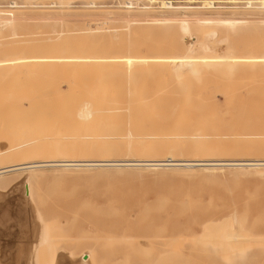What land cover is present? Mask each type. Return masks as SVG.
<instances>
[{"label":"rangeland","instance_id":"1","mask_svg":"<svg viewBox=\"0 0 264 264\" xmlns=\"http://www.w3.org/2000/svg\"><path fill=\"white\" fill-rule=\"evenodd\" d=\"M4 1L6 0H0L1 16L7 15L6 12L11 10L10 8L5 6L6 3H4ZM29 1H33V2L38 1L39 3L42 2V0H29ZM49 1L50 0H47V2ZM58 1L62 2L63 0H58ZM95 1L99 3V5L101 6L87 7L85 6V3L82 4L83 2H85L84 0L81 1L65 0L64 2H66L65 5L66 7L64 6L65 4L64 2H62L63 3V5L61 4L62 6L47 4L49 6L39 7L36 5L32 7L31 6L19 7V9L15 8L13 12L16 14V17H19L18 15H21L20 17L21 19L19 18V19L11 20L12 18H10L7 20L8 22L6 21L0 23V37L5 38L4 40L0 39V45H1L0 49L2 48L0 50L1 53L0 54V128H1L0 147L2 148H0V150H2L3 153L4 150L6 149L4 147L13 146V144L15 143L14 138L15 136H17L16 134L20 132L19 134H22V136L18 134L16 138H25L30 141L32 139H36L34 140V142H32L31 146L34 148L39 146V148H41V151L37 153L38 156L35 157L32 156V158L50 159V157L52 156L59 158L60 154L63 155L64 152L59 154L56 153V152H62V151H57L56 150L57 147L62 148V146L72 145V142L68 140L69 142H71V144H69L66 139L61 137L59 138V141H62L61 139H64L66 140L65 142H67L68 144L64 143L63 140L61 143L62 145L60 144L61 146H59L58 143L60 142L57 143L58 138L56 137L55 138L57 140H54V138H49V137L45 138L47 140H45L44 137H42L43 139L41 140V136L38 135L39 133H36V131L28 129L29 127L28 122L32 121L33 119L35 120L36 119L35 116H39L43 114L52 115L56 113H58V115L61 116L65 115V117L63 116V119L65 118L64 119L65 122L68 121V119L69 121H72V117L76 112L77 108H79V106L89 105L88 108L91 106L94 107L93 110L92 109L90 110V112L94 113L93 114L94 117L97 116L96 119H98L99 117L98 114H101L100 115L101 118L102 116H105L103 118L105 121H109L110 119L108 118H112V116L116 118L117 121H119V119L115 117L116 114L119 113L120 114V115L118 114L120 116L119 118H121L122 121L124 122L123 123L121 121L119 123H115L111 125L112 127L107 126V128H105L103 131L101 129H103L104 126L100 127L101 128L100 130L102 132H107V134L105 135L108 136L111 135V137L110 136L108 137L110 139L107 138V140H103L105 144L109 140L108 147H111L110 151L111 149L112 151L111 152L109 151L110 153H108L109 154L108 156L111 158L126 157L132 155V153L135 152L136 150H139L141 152L140 154L142 155L143 153L146 154V152L149 151L147 152L148 154H151L155 157L164 158L166 155L170 153L171 150V152H173L174 155L176 156L178 155L179 157L184 156L185 158L187 157L190 158L193 156V154L192 155L189 154L190 152L192 153L197 152L196 153L197 156L202 155L200 157H206V158H222V159L262 158L263 159L264 157V26L263 25L254 24L253 26L254 28H252V30L247 31L240 39L236 38L235 41H232L233 43L232 46L236 50V52L234 53L235 54L234 57L237 60L236 61L237 65L240 66L241 68L242 67L244 68V66L250 64L253 70H239L235 72L229 71L228 69L223 70L224 66L221 69L220 63L214 60L212 51L210 49L204 50L199 48L196 51V53L193 54L194 56H196V62L198 66V70L194 72L187 73V71L186 72L183 71V73L181 72L182 73L181 75L179 73L180 76L179 75L175 76L173 74V71H171L170 73L157 71V73L156 72H153V74L148 73V75L142 72L143 75L142 76L139 75L140 76L139 77L138 76L139 73H136L135 70L139 72L138 60H140V58L147 57L148 59L151 60L152 58H156L161 55L170 58L176 54V50H177L176 48L175 50L174 47H172V49L170 50L168 47L169 37L167 35H166L168 41L166 42L168 44V46H166L167 48L165 47V45H163L164 43L161 44L159 43L160 42L159 40L161 39L159 37H158L159 42L157 46L160 44L161 47L158 48L157 46L154 47V45H151V44L156 45L157 43L156 33H158V35L160 34L161 27H156V26L135 27V30L130 35H128L129 37V38L127 37L128 41L131 39V41L133 42L132 39H134V42L135 41L140 42L141 46H143L141 41L145 44L149 42L150 37L152 38L154 37L153 39L155 41L149 43L150 45L147 44L149 50L148 53L143 52L144 51L143 48L140 49L139 47L140 45H138L139 43H137L139 47V49H137V45H134L132 42H129L132 43L131 46L132 48L135 46L136 50H139V52L137 53L136 50L132 52H128L132 48L129 46L128 41L125 40L127 34L122 31L116 34L117 37L114 36L116 38L111 36L113 38L111 39L110 37L111 40L107 39V37L93 39L87 34H78L74 31L75 33H66L60 38V40L48 42L45 39V36L51 34L49 32L50 31L49 28H52L51 27L52 24L46 23L47 24L46 25L42 21L43 25L45 26L49 25V28L47 27L46 29V27L42 26L41 21H39V19H37L36 17H34V19L32 17L31 19L27 17V16H32V15L35 16L45 13L51 14L52 12H53L52 14L54 13L71 14L62 18L63 20L61 21L62 22L66 21V22L62 23L60 21L59 23H56V25L53 24L54 26H56V28H66L68 32L72 29L74 30V28H77L79 26L81 27L82 25H84V23L87 22L86 18L88 16L85 17L87 14H91V16L94 17H100L102 14L106 12H110L111 14L119 13L120 15L121 13L123 14V11L126 14L128 12L126 11L127 8H117L113 6L110 2L111 0H95ZM192 1H196V0H192ZM214 1H215L214 8H211V10L213 9L216 11L213 10L211 11L209 8V10L200 9L198 12L200 13H208V11L214 13L222 12L221 14H231L237 12L235 14L245 15L247 17H249L250 15L249 18H258L262 16L264 17V13H261L263 12V10L261 11L259 8H257V6L255 5L253 6V4L257 5V1L252 0V6L250 8L246 7L244 3L245 0L242 1L214 0ZM199 5L200 3H197L196 5L193 6H199ZM218 6L220 7L219 9L216 8ZM255 8L261 11L260 13L259 11H257L258 14L255 15L256 17L253 16L254 15L253 12L254 11L256 12ZM221 10H223L224 12ZM154 11L157 14V10H153V9H149L148 14L154 15L155 14ZM248 11L250 12L253 11V12L250 13ZM95 13L97 14L101 13V14L96 15ZM128 13H132V11H129ZM133 13H135V15L138 17H144L143 15H141V12L139 11H134ZM260 14L263 15L260 16ZM25 30L29 31V33L32 32V35H29V33H27L26 35L28 36L24 34L25 35L24 37L22 33L24 32L26 33ZM12 31L20 35L10 37L9 34ZM149 31H151L152 33L149 34L148 33ZM164 31L163 33H165ZM198 33H200V31ZM74 34L75 36H73ZM120 34L121 36H119ZM148 35H150L148 38L149 40L146 39ZM6 36H9L8 37L9 39L10 38L14 39V41L11 40L12 43H14L15 41L20 42L18 44H20L21 47L16 42L13 45ZM198 36H201V34H199ZM73 37L75 39H72L71 41V38ZM77 37L78 39H76ZM87 37L89 38V40H87L88 39ZM119 37H121L120 40L122 41H123L122 37L125 38L124 41L121 42L122 43L121 46L123 45L124 42L128 43V45L126 44L127 47L128 46L130 47V49L128 48V51L126 50L127 47H125L126 46L125 43H124L125 45L124 47H121L119 44H115V46L113 45L115 41L116 42L119 41L120 43V40H117L119 39ZM90 38L93 39L92 40L93 44L96 43L97 45L98 42L99 44L96 46V48L91 49L95 45L89 43L91 44L89 47L91 46L92 47L89 48L87 51L88 52L91 51L89 52L90 54L94 50L93 53L94 55L92 56L90 55L87 58H89L90 60L95 59L93 60L94 62L96 61L99 62V63H93V65L101 64L102 66L95 65V67L97 69L98 68L100 69L101 66V72L103 70V73L98 72L99 69L97 70V72L95 71V73L92 72L87 74L86 73L73 74L72 72H68V73L61 72L60 74V72L55 73L54 71L50 72L49 70H44L45 72L44 73L41 72L43 71L42 69L41 71L38 70L33 73L30 72L27 73L24 70L22 71L16 70V66L17 67L25 66L24 61L26 58L29 60L37 59L39 60V62H43L42 60H46L49 58L54 60L56 58L53 57L54 55L56 56L59 55L60 52H62L61 50L65 51L64 46L66 47L68 45L67 43L71 45V48L73 50H71V48L68 49L67 47L66 49L68 50H66L65 52L67 53L70 50L69 51L70 53L72 52L73 55L74 54L76 55V49H78L77 44H79V49L85 46L83 44L84 46L82 45L81 47L80 40L82 39L83 43L84 41H86L87 45H89L88 42L89 41L91 42ZM144 38L146 39L147 42H145ZM152 38L150 41H152ZM163 38L161 40H163ZM98 39L101 40L104 39L105 41L104 40L103 42L100 40L98 41ZM74 40L75 43L73 45ZM108 40L110 41L108 42ZM187 40L194 41V38L189 39L188 37ZM24 41L25 42L28 41V43L25 44ZM165 41L166 39L162 42ZM5 43L6 45H8L9 43V47L11 48H9L6 45L5 47L4 46L2 47V45ZM10 43L12 45H10ZM118 45L121 48H119ZM59 47H61L62 49ZM85 48L86 47H84V49ZM79 49L77 51H80ZM86 49L85 50L82 49L81 54L84 55L83 52L84 51L86 52ZM115 49H117V51ZM118 49L121 50L118 51ZM64 51L63 53L60 54L61 56L66 54ZM126 51L128 52L127 55L129 53L132 55H128L127 57ZM142 53L145 54L143 55ZM45 54L46 55L48 54L47 55L48 58L45 56ZM77 55L79 56V54ZM64 56H67V54ZM78 56L76 58L79 57L81 58V55L79 57ZM75 57H71V58H75ZM130 58L131 59L135 58V60L132 61ZM11 60H13V62ZM136 62L138 64L137 69L135 68L136 66L131 67ZM8 63L10 65L12 64L11 66H13V64L15 66L16 64L15 68L14 67L11 68L10 65L8 66ZM105 65H107L108 69H110L111 66L114 68L122 67L123 68L122 71H125L126 69L130 70L129 67H131V72L133 73V75L131 73L132 77L130 78L124 77L123 74H126L125 76H129L128 74H130V72L125 71L127 73L122 72L123 73L122 74L121 71L118 72L116 70L117 72H115L113 69L112 70L114 73L112 72V70H110L112 72L111 73L108 72L106 69H105L106 72L104 73ZM7 67L8 68L10 67L9 69L11 70H6L8 69ZM2 69L6 71L3 72ZM118 73L119 74L121 73L120 75L123 76L121 77L118 76L119 75ZM101 74L104 75L101 76ZM136 74L138 77L137 76L134 77V75ZM149 74L151 75L149 76ZM4 98L5 100H7L6 102L5 100H2ZM8 101H12V102L7 103ZM148 104L150 108L152 107L149 110H147L148 108L146 109V106H148ZM170 104L171 106H174L175 109L172 107L169 108ZM113 105L118 106L120 110L121 109L128 110L129 108L128 107H127L128 109L126 108L127 105L130 106V108H133L134 111H130V113L132 115L135 112V117L133 116L135 119L134 122L129 124L127 123L128 124L127 125L126 120L127 118L130 117V116L129 117L126 116V114L128 115V111H123V110L114 111L113 108L118 110V107L116 108V106ZM141 105L143 108L147 110L146 112L145 110L144 112L139 111L140 109H142ZM61 108L63 109V112L61 111L62 110ZM106 108L107 109L110 108L109 110H111L112 108V111H110L111 114L110 112H106L107 111ZM97 109L104 111L105 114L101 113ZM41 111L43 114H40ZM54 111H58V112H54ZM69 112L72 116L70 114L66 115ZM123 113L126 114L123 115ZM139 113H146L150 115L172 114L171 122L175 125L176 128L182 127L183 125H187L189 122L190 123L203 122L204 126H193L191 128L189 133L190 134L189 138L191 140L197 141L198 143L201 142L200 144H198L200 148L202 147V145L204 146L202 147V149H199V152L198 149L193 150L194 151L193 152L192 149H194L195 146L199 148V146L198 145L192 146L194 144L191 143V141H180V140L172 141V139H170L169 141L168 139L169 141L168 143L169 145H168L167 142H162L164 141L163 139L165 138H161V136L159 135L160 137H156L155 139V140L161 139V141L159 142L157 141L158 143L154 139H147L149 147L153 146V149L156 150L154 151L152 149L153 151L151 152V150H149V147L145 146L147 145V141L142 137L143 129L141 128V123L140 124L138 123V121L141 120L137 119ZM106 114H110L111 117L109 115H107L108 117H106ZM180 114H182V116L188 115L186 116L188 118L178 117ZM132 124L133 127L131 126ZM134 127L137 129H135ZM151 127L154 126L151 125ZM17 129L20 130L17 131ZM130 130H131L130 132L131 136H128L126 133ZM119 133H121V136ZM116 134L119 135L117 136L118 138L116 137ZM113 135H115V137ZM124 135H126L127 137ZM38 136L40 137V139L38 138ZM120 137L121 139H119ZM48 138L50 140H48ZM114 140L117 141L115 142ZM127 140L130 141V145H131L130 146L131 148L129 147V151L133 149L132 150L133 152L131 151V154L126 146V144L129 145L128 144L129 142ZM103 141H101L102 144H104ZM126 141L128 143H126ZM149 141L151 142V144ZM142 142L145 145H143ZM158 146L160 147L158 148ZM168 146L170 147L168 148ZM190 146L192 149L189 148ZM134 148H136V150H134ZM155 148H157L158 150ZM185 148H187L186 149L187 151L185 150L184 152L183 150L184 154L182 155L181 153L183 152L180 153V150L182 151V149ZM43 149L45 150V152L48 151L44 154V156L43 154H41V152H43L42 151ZM51 149H53V151L55 149V152H53L54 155H52ZM114 149L116 150L119 149V152ZM125 150H127L128 152L127 151L125 152ZM2 151L0 153L1 156H3ZM106 152L107 151L101 153L102 156H105L104 154L107 155ZM113 152L114 155L112 154ZM116 152H118L119 156L116 155ZM136 152L137 155H139L138 151ZM7 153L10 154L9 151ZM7 153L6 156H8ZM49 153H51L49 155L50 157L47 155ZM64 155H66V153ZM67 155L69 156L73 155V152L72 154L67 153ZM11 157L9 158L12 161ZM23 157H24L23 159L26 158V156L24 155ZM9 158L6 157L5 160L6 162L11 163ZM13 158H17V157L13 156ZM5 160L1 159L0 162L2 161L3 163L4 161L5 163ZM12 163H14V161H12ZM114 168L117 169V167L115 166H110V168L109 166L93 167V168H86L87 169L86 172V169L61 170V168L58 166L38 167L33 172L36 171V174L43 173L42 174L43 176H40L41 174H39L36 175L37 179H35L36 177L35 178L33 177L32 178L33 182L31 180L32 189L33 187H35V185L33 184L35 181L37 185L36 187L37 191L33 189L34 191L33 198H30L32 202L29 199L27 200V198H23L22 195L23 191L21 190V188L23 189L22 179L26 177L23 174H26L25 172L27 170L10 171L2 174L0 176L1 180L3 179L0 182V264H36V263L44 264L43 262L49 259L51 264H70L71 260L73 264H78L77 262L80 261L81 259H85V261H87V262L84 261L83 262L84 264H159V263L160 264H182V263L183 264H264V236H263L264 232L258 233V230L264 227V223H262L264 221V217L262 220L264 209L263 210L261 209V207L264 208V201H263L264 174H262L263 172L259 171L260 172L259 173L258 171L255 172L249 171V173L245 174L247 171L246 172L244 170L236 171L237 169L235 167L228 166L227 168L223 167L217 170L216 172H214L212 175H209L206 171L203 170L198 171L199 166H193L192 171L194 170V172L191 171L189 173H186L185 175L187 176V174L190 175L191 173L194 176V174H196L197 172V174L195 175L196 177L194 176L190 178L192 175H190V177H188L189 176L188 175L187 179L188 178L189 179L187 180L182 172L183 170L186 169L183 166L182 167L178 166L177 168H169V169L167 167L164 168L160 167L154 170L149 169V171L147 169L146 172H143L145 170L144 168H140L137 166H132V167L124 166L117 169L119 172L122 171L117 174H116L117 170L115 172ZM232 168L235 170H233ZM159 169H163V170L160 171ZM136 170H140V171H136ZM58 171L60 174H58ZM256 172H258L260 176ZM71 173L75 175H72ZM243 174L245 175L243 176ZM26 175H28V173ZM204 181L206 183L208 181L209 182L208 184H205ZM211 181L215 183L213 184ZM234 181L237 183L235 184ZM210 182L212 183L211 185ZM10 183H14V184H10ZM16 184L19 186H17ZM215 184L217 185V187L215 186ZM13 185L14 186L16 185L17 187H14ZM219 185L223 187H220ZM233 185L234 187L235 186L238 187L234 188ZM176 187L178 190L176 189ZM15 188L16 190L14 191L15 192L17 191L16 193L12 191ZM72 188H74V190ZM70 189H72L73 192H69ZM226 189L227 190L230 189V191L228 192L229 193L232 192L231 195L227 194L228 192ZM254 191L256 192L253 193ZM11 192H14L15 195L14 193L11 194ZM35 192H37V194ZM62 193L64 195H62ZM65 193L68 195V197L66 196ZM186 194L189 196V199L193 201L196 199L198 200L196 201L197 203L199 202V205L201 207L200 209L202 211L201 210H198L197 212L186 211L183 213L178 212L180 205L178 202L175 201V198L177 197L176 200L181 199L185 203L189 202V199ZM247 195L248 196L250 195L251 196L250 198L252 197L253 198L249 199ZM18 196H20L21 198H19ZM16 197H18L21 200L15 199ZM163 197H166L167 201L166 202L164 201V203L159 202L158 200L161 198L160 200L162 201ZM245 199L248 201H246ZM207 200L209 203L207 202ZM249 201H251L252 203ZM107 202L111 204L112 208L110 207V204H108ZM205 202H207L211 206L207 205L208 206L207 207ZM113 203L114 205H112ZM156 203L157 205L155 206ZM158 203L160 204L162 203L161 204L162 208L157 207ZM105 204H108L109 207ZM243 204H245L246 206H244ZM260 204L263 205L259 206ZM137 205H140L141 208H143L144 206L145 207L149 206L152 212L148 211L147 213L148 215H146L145 212L139 214ZM130 207H133L132 210L134 212V216L131 217V219L133 220L143 219L144 221H148L152 214L158 215L161 219L159 221L160 224L165 226L164 227L165 234H162L161 236L158 235L157 238L154 236H150L146 238L141 233L132 231V232L122 233L124 234L125 237L121 238L122 236L120 237L121 235L120 233L118 234L109 233L108 231L105 230L109 218H107L104 215L103 211H108L107 208L129 209ZM206 207H207V211H204V208L206 209ZM248 207H250V209ZM259 207L262 210V211L260 210V212H258L257 210V208L259 209ZM234 208L236 210L238 209L237 211H235L237 213L236 216L238 218L241 217L242 219L245 218L243 222V226L246 232L248 233L247 234L248 237L246 236V234L243 235L242 237L245 240V241L243 240L244 242L242 240H239L238 241L239 243L236 242L237 245H235V242L233 243L236 249L239 246L238 244L244 243L243 246H241L242 244H240L241 250L237 249L238 251H236V249L230 248L232 247L231 246L232 244H230L232 243V241L230 242V238H228L229 244H227V246L230 247L228 248L227 246H225L226 242L228 241L226 237L228 236H223L222 241L223 242L225 241L224 242L225 244L223 243V246H219L221 245L222 241L220 244L217 245V242H214L213 240L212 242L210 240L211 238L214 239L215 233L219 235L218 232H214V236L212 237L210 236L211 238H209V240L206 236V235H210L211 229L215 228L216 226L215 223L220 222L222 219L229 217L226 215L230 214L231 212L229 211H232ZM243 212H245L244 215ZM171 213L173 215H171ZM217 213L219 214L221 213L223 214V216L220 215L219 217L218 216L215 217ZM165 215L169 216L170 218L167 219ZM192 219L194 223H192ZM211 219L213 220L212 222H214L212 223V225L214 226L213 228L212 225L211 226L207 225L202 227V225L199 223L201 221L204 220L209 221ZM256 220L258 221L259 224L257 223ZM168 221L171 222L170 223L171 227L167 226L169 225ZM196 225H198L199 227ZM187 226H189L188 227L189 229L188 228L186 229ZM192 226L193 228L191 229ZM208 226L211 229H209ZM200 227H202V229L199 230L198 228ZM206 228H208L209 230L208 234L205 233V237L207 238V240L205 237L203 238L202 234L200 238V233H202L203 229ZM41 229L44 230L45 233L44 238L46 237L45 240L46 245L44 244L43 246H41V249H39L40 245L38 247L36 245L38 249L37 248L33 249V247H35V244L40 238ZM185 230H187V232ZM204 232H208L207 229ZM249 234L254 235L253 236L254 238L255 236L258 237L260 240H258L257 238L256 240L257 242H256L255 239H252V236ZM211 235L213 234L211 233ZM218 235L217 237L221 239L222 236L220 235L219 237ZM244 236L247 238H245ZM249 236L251 237V240L254 243H250L251 240L248 239L250 238ZM111 237L112 238L115 237V241ZM120 238L122 241L120 240ZM132 238H134V240H132ZM223 239H226L227 241ZM145 241L150 242V244L149 243L147 244ZM247 241L248 244H245ZM221 247H223V251H221L222 250ZM225 247L227 249H224ZM31 249L36 251L37 253L36 256L32 257L35 252L33 253V250ZM234 250L236 253L234 252ZM35 257L38 259V260L36 259L38 261L36 263L34 261Z\"/></svg>","mask_w":264,"mask_h":264},{"label":"bare ground","instance_id":"2","mask_svg":"<svg viewBox=\"0 0 264 264\" xmlns=\"http://www.w3.org/2000/svg\"><path fill=\"white\" fill-rule=\"evenodd\" d=\"M65 0H63L62 2H64ZM84 1H86V0H84ZM219 1V0H218ZM230 1H236V0H230ZM242 1V0H241ZM253 1H257V5L256 4H253V6L255 5V6H257V8H259L261 11L263 10V12H261V11H259V9H256L255 8V10H256V12L257 11H259V13L261 12V13H264V0H253ZM62 2H59L58 0H50L49 2H47V0H42V2H38V1H29V0H6V1H4V3H6L5 4V6L6 7H8V8H10L11 10L10 11H8V12H6L7 13V15H5V16H1L0 15V23H3V22H6L8 19H10V18H12L11 20H14V19H19L20 17H21V15H18L19 17H16V14L13 12V10L15 9V8H18L19 9V7H28V6H39V7H44V6H49V5H47V4H54V5H58V6H62L63 5V3ZM193 2H200V5L199 6H188V7H186V8H171V9H164V10H162V11H157V14L155 13V11H154V15H149L148 14V8H146V7H141V8H138L137 10H131V9H126V11H132V13L134 12V11H139V12H141V15H143L144 17H138V16H136L135 15V13H128L127 12V14L123 11V14H125V15H123L121 12V15L118 13H116V12H114V13H116V14H111L110 12H106V13H104V14H102L100 17H94V16H91V14H87L85 17H87L86 19H87V22L86 23H84V25H82L81 27L79 26V27H77V28H74V30L72 29V30H70V31H68L67 32V29L66 28H56V26H54V25H56V23H59L61 20H63L62 18H64L65 16H67V15H71V14H67V13H64V14H60V13H54V14H52L51 12V14H47V13H45V14H39V15H35V16H27L28 18H30L31 19V17L34 19V17H36L37 19H39V21H41V25L42 26H44V27H46V29H47V27L49 28V25L48 26H45V25H43V22L46 24V23H51L52 24V28H49L50 29V33L51 34H48V35H46L45 36V39L49 42V41H55V40H60V38L63 36V35H65L66 33H78V34H87V35H89L90 37H92L93 39L94 38H105V37H107V39H110V37L112 36V37H114V36H116L117 37V33H119L120 31H122V32H124V33H126L127 34V36H126V39L124 38V37H122L123 38V41H124V39L125 40H127L129 37H128V35H130L134 30H135V27H138V26H148V27H153V26H156V27H161L160 29H161V32L163 33V31L166 33H169V34H165V33H161L160 31H158V32H160V34L158 35V33H156L157 34V43H156V45L155 44H151V45H154V47L155 46H157V44H158V42L161 44V43H164L163 45H165V47L166 46H168V44L166 43V42H168L167 41V37H166V35L169 37V49L171 50L172 49V47H174V49L176 50V54L174 55V56H172V57H166V56H164V55H161V56H158V57H156V58H152L151 60L150 59H148L147 57H142V58H140V60H138V64H139V67H138V64H137V62L136 63H134V65H132L131 67H133V66H136L135 68L137 69V67H138V70H139V72H137V70H135L136 71V73H139L138 74V76L139 75H143V73L144 74H147L148 75V73H152L153 74V72H156L157 73V71L159 72V71H161V72H167V73H170L171 71H173V74L175 75V76H178L179 75V73H180V75L183 73V71L184 72H186L187 71V73L188 72H194V71H196V70H198V66H197V62H196V56H194L193 54H195L196 53V51L199 49V48H201V49H210L211 51H212V55H213V58H214V60H216L217 62H219L220 63V67H221V69H222V67L224 66V69L223 70H229V71H239V70H253V68H252V66L250 65V64H248V65H246V66H244V68L242 67H240V66H238L237 65V63H236V59H235V57H234V53L236 52V50L234 49V47L232 46L233 45V43H232V41H235L236 40V38H241L247 31H250V30H252V28H254L253 26H254V24H260V25H263L264 26V17L262 16L263 14H260V16H262V17H258V18H249L250 17V15H249V17H247V16H245V15H238V14H235V13H237V12H234L233 10V12L234 13H231V14H221V13H214V12H211L212 10H211V8H214V2H212V0H200V1H193ZM3 3V2H2ZM35 5H34V4ZM65 4H64V6L66 5V2H64ZM82 3V2H81ZM96 3V1L95 0H89L88 1V5H87V7H97L98 5H96L95 4ZM245 5H246V7H251L252 6V0H245ZM33 4V5H32ZM62 4V5H61ZM82 4H84V3H82ZM244 5V6H245ZM4 6V5H3ZM1 7V6H0ZM66 7V6H65ZM100 7V6H99ZM209 8H210V10L211 11H208L209 10ZM216 8H220L219 6L218 7H216ZM59 9V8H58ZM200 9H208L207 11H208V13H200V12H198ZM217 9V10H218ZM221 9H224V8H221ZM232 9V8H231ZM231 9H229V10H231ZM17 10V9H16ZM65 10V9H64ZM117 10V9H116ZM122 10V9H121ZM124 10V9H123ZM242 10V9H241ZM251 10H253V9H251ZM203 11V10H202ZM205 11V10H204ZM213 11H216V10H213ZM219 11V10H218ZM221 11H223V10H221ZM244 11V10H243ZM20 12V11H19ZM68 12V11H67ZM117 12H119V11H117ZM211 12V13H210ZM220 12V11H219ZM224 12V11H223ZM248 12H250V11H248ZM251 12H253V11H251ZM250 12V13H251ZM255 12V11H254ZM253 12V16H255L256 14H258V12L256 13H254ZM17 13V12H16ZM226 13V12H225ZM9 14V15H8ZM66 14V15H65ZM96 15H100V14H97V13H95ZM94 14V15H95ZM137 14V13H136ZM139 14V13H138ZM140 15V16H141ZM252 15V14H251ZM84 17V18H85ZM256 17V16H255ZM82 18V17H81ZM21 19V18H20ZM43 21V22H42ZM8 22V21H7ZM62 22V21H61ZM63 22H66V21H63ZM62 22V23H63ZM69 23V22H68ZM54 24V25H53ZM115 24H118V25H115ZM47 25V24H46ZM133 25V26H132ZM64 27V26H63ZM13 28V27H12ZM48 29V30H49ZM164 29V30H163ZM12 30H14V29H12ZM163 30V31H162ZM26 31V30H25ZM75 31V32H74ZM200 31V33H198ZM48 32V33H49ZM10 33V32H9ZM27 33H29V31H26V33L24 32V33H22L23 34V36L25 37V35L27 34ZM149 34L150 33H152L151 31H149L148 32ZM11 34V35H10ZM9 34V36L10 37H13V36H18V35H20V34H17L16 32H14V31H12L11 33ZM25 34V35H24ZM165 34V35H164ZM199 34H201V36H198ZM29 35H32V32H30L29 33ZM72 35V34H71ZM71 35H70V37H71ZM125 35V34H124ZM163 35V36H162ZM9 36H6L7 38L9 37ZM26 36H28V35H26ZM73 36H75V34L73 35ZM77 36V35H76ZM119 36H121V34L119 35ZM123 36V35H122ZM149 36L150 35H148V37H146V39L147 40H149L148 38H149ZM111 37V39H113ZM116 37H114V38H116ZM128 37V38H127ZM141 37H142V35H141ZM163 38V37H166V38H163V40H159V38ZM189 37V39H192V38H194V41H188L187 40V38ZM23 38V37H22ZM88 38V37H87ZM151 38L152 37H150V40H151ZM154 38V37H153ZM152 38V41H150L149 40V42H147L146 41V39H145V42H147V43H143L142 41H141V43H142V45L143 46H141V44H140V42H137V41H135L136 42V44H135V42H134V39H132L133 40V42L131 41V39L128 41V43L129 42H132L134 45H137V43H139L138 45H140L139 47H140V49L141 48H143L144 49V51L143 52H145V53H148V47H147V44H149V43H151V42H155L154 41V39ZM0 39H2V40H4L5 38H1L0 37ZM9 39V38H8ZM27 39V38H26ZM70 39V38H69ZM72 39H75L74 37L73 38H71V41H72ZM76 39H78V37L76 38ZM91 39V38H90ZM93 39H91V42L89 41L88 42V44L89 43H92L93 44V42H92V40ZM110 39V40H111ZM121 39V37H119V39H117V40H120ZM166 39V41L165 42H162V41H164ZM10 40V42H11V40H13L14 41V39L13 38H10L9 39ZM28 40V39H27ZM87 40H89V38L87 39ZM102 41L103 42V40H101V39H98V41ZM110 40H108V42L110 41ZM159 40V41H158ZM81 41V47H82V45L84 46V47H86L85 49H86V52L84 51L83 53H84V55L83 54H81V50L83 49V50H85L84 49V47L83 48H81V49H79V44H77L78 45V49L80 50V51H77L78 49H76V55L77 54H79V56L81 55V58L79 57V58H76L77 56L74 54H72V52L70 53L69 51L66 53L65 51L66 50H68L69 48H71V45L69 44V43H67L68 45L65 47L64 46V48H65V51L64 50H61L62 48L61 47H59V48H61L60 50L62 51V52H60V54L61 53H63V51L67 54V56H68V58H67V56H64V55H66V54H62L63 56H61L59 53V55H54L53 57H56L54 60H52V59H46V60H42L43 62H39V60H37V59H32V60H29V59H25V66H23V67H17L16 66V64H15V66H16V70L17 71H22V70H24L25 72H27V73H33V72H36V71H38V70H40L41 71V69L43 70V71H41V72H44V70H49L50 72L51 71H54L55 73H57V72H60V74H61V72H72L73 74L75 73H77V74H79V73H82V74H87V73H92V72H94L95 73V71L97 72V70L99 69H97L96 67H95V65L96 64H94L93 65V63H99V62H94L93 60H95V59H93V60H90L89 58H87V57H89L90 55L92 56V55H94L93 53H94V50L92 51V53H90L89 54V52H91V51H87L89 48H91V47H89L91 44H89V45H87V43H86V41H84V43L82 42V39L80 40ZM79 41V42H80ZM97 41V40H96ZM95 41V42H96ZM105 41V40H104ZM122 40H120V43H119V41H115V43H113V41H112V43H113V45L115 46V44H119L120 46H121V42H123ZM144 41V40H143ZM2 42V41H1ZM16 42V41H15ZM14 42V43H15ZM65 42H66V40H65ZM78 42V41H77ZM102 42H100V43H102ZM4 43V42H3ZM12 43V42H11ZM10 43V45H14V43H12L11 44ZM17 44L18 43H20V42H16ZM24 43L26 44V43H28V41H24ZM74 43H75V40H74V42H73V45H74ZM125 43V45L127 44L128 45V43H126V42H124ZM124 43H123V45L121 46V47H124L125 45H124ZM132 43H129V46L131 47L132 46ZM2 44V43H1ZM99 44V42L97 43V45ZM131 44V45H130ZM160 44L157 46L158 48L159 47H161L160 46ZM167 44V45H166ZM5 45H6V43L5 44H3L2 45V47L4 46L5 47ZM19 46H20V44H18ZM64 45V44H63ZM69 45H70V47H69ZM76 45V44H75ZM76 45V46H77ZM93 45H95L93 48H91V49H94V48H96V43H94ZM101 45V44H100ZM106 45V44H105ZM104 45V46H105ZM119 45H118V47H119ZM127 45L125 46V47H127ZM138 45H137V49H139V47H138ZM150 45V44H149ZM162 45V46H163ZM1 46V45H0ZM6 46H8L9 47V43H8V45H6ZM127 47L126 48V50L128 51V48L130 49V47ZM21 47V46H20ZM68 47V49H66ZM118 47H116V48H118ZM121 47H119V48H121ZM9 48H11V47H9ZM75 48V47H74ZM108 48H109V46H108ZM132 48V47H131ZM133 48H135V49H133ZM132 49H130V51H128V52H132V51H135L136 50V47L134 46ZM167 48V47H166ZM2 49V48H1ZM0 49V50H1ZM153 49V48H152ZM173 49V50H174ZM56 50V49H55ZM71 50H73L72 48H71ZM104 50V49H103ZM114 50V49H113ZM116 51H117V49H115ZM121 50V49H120ZM119 49H118V51H120ZM155 50V49H154ZM58 51V50H57ZM115 51V52H116ZM126 51V56L128 57V55H132V54H128L127 55V52ZM137 51V53L139 52V50H136ZM59 52V51H58ZM88 52V53H87ZM114 52V51H113ZM26 53V52H25ZM89 54V55H87V54ZM117 53V52H116ZM144 53V54H145ZM1 54V53H0ZM97 54V53H96ZM143 54V53H142ZM143 54V55H144ZM159 54V53H158ZM48 55V54H47ZM46 54H45V56L48 58V56H47ZM70 55V56H69ZM85 55H87V56H85ZM99 55V54H98ZM76 56V57H75ZM101 56H103V55H101ZM58 57H60V58H58ZM62 57H65V58H62ZM71 57H75V58H71ZM84 57H86V58H84ZM139 57V56H138ZM51 58H52V56H51ZM100 58V57H99ZM132 58H133V56H132ZM137 58V57H136ZM131 59V58H130ZM104 60V59H103ZM102 60V61H103ZM132 61L133 60H135V58L134 59H131ZM12 62H13V60H11ZM99 61V60H98ZM105 62V61H104ZM129 62V61H128ZM136 64V65H135ZM152 64H155V65H152ZM226 64V65H225ZM7 65V64H6ZM10 64L8 63V66H9ZM12 65V64H11ZM10 65V66H11ZM98 66L99 65H101V64H97ZM96 65V66H97ZM103 65H104V63H103ZM107 65H108V63H107ZM107 65H105V68H104V73L106 72V70L108 71V72H111L110 70H114L115 72H120L121 71V73L122 72H125V71H128V72H130V74H128L129 76H125L126 74H123L124 75V77H132V75H133V73L131 72V67H129L130 68V70L128 69H124L125 71H122L123 70V68L121 67V68H119V67H117V68H114V67H110V69H108V67H107ZM15 66H14V64H13V66H11V68H15ZM102 66V65H101ZM101 66H100V69H99V71L98 72H101ZM116 66H119V65H116ZM124 66V65H123ZM126 66V65H125ZM95 67V68H94ZM104 67V66H103ZM107 67V68H106ZM127 67V66H126ZM8 68V67H7ZM10 68V67H9ZM6 69V70H11V69ZM94 68V69H93ZM119 68V69H118ZM96 69V70H95ZM106 69V70H105ZM121 69V70H120ZM215 69H217V68H215ZM3 70V69H2ZM6 70H3V72L4 71H6ZM13 70V69H12ZM113 70H112V72H113ZM117 70V71H116ZM133 71V70H132ZM8 72V71H7ZM111 72V73H112ZM143 72V73H142ZM182 72V73H181ZM45 73V72H44ZM46 73H48V72H46ZM101 73H103V70H102V72ZM114 73V72H113ZM120 73V74H121ZM125 73H127V72H125ZM131 73H132V75H131ZM141 73V74H140ZM176 73V74H175ZM65 74V73H64ZM119 74V73H118ZM118 75V76H123V75ZM155 74V73H154ZM15 75V74H14ZM18 75V74H17ZM30 75V74H29ZM72 75V74H71ZM70 75V76H71ZM94 75V74H93ZM104 75V74H103ZM102 74H101V76H103ZM109 75V74H108ZM151 74H149V76H150ZM173 75V76H174ZM179 75V76H180ZM16 76V75H15ZM37 76V75H36ZM43 76V75H42ZM74 76V75H73ZM79 76V75H78ZM112 76V75H111ZM114 76V75H113ZM115 76H116V74H115ZM137 76V74L136 75H134V77H136ZM137 76V77H138ZM44 77V76H43ZM67 77V76H66ZM69 77V76H68ZM93 77V76H92ZM140 77V76H139ZM14 90V89H13ZM127 95V94H126ZM133 98V97H132ZM16 99V98H15ZM28 99V98H27ZM30 99V98H29ZM59 99V98H58ZM142 99V98H141ZM2 100H5V98L4 99H2ZM143 100V99H142ZM7 100H5V102H6ZM14 101V100H13ZM18 101V100H17ZM22 101H24V100H22ZM28 101V100H27ZM65 101V100H64ZM130 101V100H129ZM141 101V100H140ZM145 101V100H144ZM4 102V101H3ZM10 102H12V101H8L7 103H10ZM20 102V101H19ZM147 102V101H146ZM50 103V102H49ZM144 103V102H143ZM4 104V103H3ZM17 104H18V102H17ZM21 104H22V102H21ZM56 104V103H55ZM60 104V103H59ZM44 105V104H43ZM91 105V104H90ZM145 105V104H144ZM3 106V105H2ZM79 106V105H78ZM88 106L89 105H87V106H84V105H81V106H79V108H77V110H76V115H75V113H74V115H73V117H72V121H69V119H68V121H66L65 122V118L63 119V116L65 117V115H63V116H61V115H58V113H56V114H52V115H47V114H43L42 113V111H41V113L40 112H37V113H40V114H43V115H39V114H37V115H39V116H35V120L33 121H30V122H28L29 124V127H28V129L29 130H33V131H36V133H39L38 135L39 136H41V140L43 139L42 137H44V139L45 138H47V137H49V138H54V140H57L56 138H58V141H57V143L58 142H60V143H58V145L59 146H61L62 144V141L64 140V139H66L67 140V142L69 143V144H71V142H72V145H67L68 143L67 142H65L66 140H64V143H67L66 145L67 146H62V148H60V147H57V151H62V152H56V153H63L64 152V154L66 153V155H62V154H60V157L58 158V157H53L52 155H54V153L53 152H55V149H54V151H53V149H51V152H52V157H50L49 155L51 154V153H49V154H47L49 157H50V159L48 158V159H34V158H32V156H38L37 155V153H39L40 151H41V148H39V146L38 147H32L31 146V144H32V142H34V140H36V139H32L31 141L30 140H27V139H25V138H16L17 136H18V134L20 133H18V134H16L17 136H15V138H14V141H15V143L13 144V146H11V147H4V148H6L5 150H6V153L9 151L10 152V154H8V156H6V153H5V150H4V153H3V151L2 150H0V153H1V151H2V154H3V156H1L0 155V157H3V158H0V160L1 159H6V157H11L12 158V161H14V163H12V161L10 160V158H9V160H10V162L11 163H8V162H6V160H5V163H4V161H3V163H2V161L0 162V176L2 175V174H4V173H6V172H10V171H24V170H27L25 173L27 174L28 173V175H26V174H23V175H25L26 177L24 178V179H22L23 180V184H22V187H23V189L21 188V190L23 191V193H22V195H23V198H27V200L29 199L30 200V198H33V189H35L36 191H37V189H36V187H37V185H36V181L33 183L34 185H35V187H33V189H32V187H31V180H32V178L34 177H36V175H39V174H41V173H37L36 174V171L35 172H33L35 169H37L38 167H42V166H58V167H60L61 168V170H69V169H86V168H93V167H101V166H109V168H110V166H115V167H117V169L118 168H121V167H124V166H130V167H132V166H137V167H140V168H144L145 170L143 171V172H146V170L148 169V171H149V169H152V170H154V169H158V168H160V167H167L168 169L169 168H177L178 166H183L184 168H186L185 170H183L182 172H183V174L185 175L186 173H189V172H191L192 171V169H193V166H199V170L198 171H200V170H203V171H206L209 175H212L214 172H216L217 170H219V169H221V168H223V167H228V166H233V167H235L237 170L236 171H242V170H244L246 173L245 174H247V173H249V171H261V172H263L262 174H264V157H263V159L262 158H244V159H222V158H206V157H200V156H202V155H200V156H197V152H194L193 150H197L198 149V152H199V149H202V147L204 146V145H202V147L200 148V146L198 145V144H200V143H198L197 141H194V140H191L190 138H189V133H190V130H191V128L193 127V126H204V123L203 122H189L187 125H183L182 127H179V128H176L175 127V125L171 122V120H172V114H170V115H150V114H146V113H139L138 114V118L137 119H139V120H141V121H138V123L140 124L141 123V128L143 129V138L147 141V139H156V137H160L161 136V138H165V139H163L164 141H162V142H167V144L169 143V141H170V139H172V141L173 140H180V141H191V143H193L194 145H192V146H195V145H198L199 146V148L198 147H194V149H192L191 148V146L189 147V148H191L192 149V151L194 152V153H192V152H190L189 154L190 155H192L193 154V156L192 157H190V158H185L184 156L182 157H179L178 155V157L176 156V155H174V153L173 152H171V150H170V153L168 154V155H166L164 158H159V157H155V156H153V155H151V154H148L147 152H149V151H145L146 152V154L145 153H143V155L142 154H140L141 152L139 151V150H136V148H134V150H136V151H138V154L139 155H137V152L135 151V152H133L132 150H130L129 151V147L131 146L130 145V141L129 140H127L126 141V143H128L129 145H127L126 144V146H127V149H128V151L130 152V154H131V151L134 153H132V155H129V156H126V157H118V158H111V157H109L108 155V153H110L111 151H112V149H111V151H110V148L111 147H108L109 146V143H108V141H107V143L105 144V142L103 141V140H107V138L110 136L111 137V135H105V134H107V132H102L105 128H107V126H111V125H113V124H115V123H119V122H121L122 121V119L121 118H119L120 116V114L119 113H117L116 114V116L115 117H117V119H119V121H117L116 120V118H114L113 116H112V118H108V119H110L109 121H105L103 118L105 117V116H102V118H101V114H98L99 115V117H98V119L100 120H98V119H96V117H94L93 116V114L94 113H91L90 112V110L92 109L93 110V106H91V107H89L88 108ZM109 106V105H108ZM113 106H116V105H113ZM121 106H123V105H121ZM139 106H140V104H139ZM138 106V107H139ZM148 106H149V104H148ZM148 106H146V109L147 110H149V109H151L150 108V106L148 107ZM153 106V105H152ZM42 107V106H41ZM50 107V106H49ZM49 107H47V108H49ZM55 107V106H54ZM62 107V106H61ZM111 107V106H110ZM118 106H116V108H117ZM129 109H128V108ZM132 107H133V105H132ZM141 107H142V105H141ZM145 107V106H144ZM174 108V106H171V104H170V107L169 108ZM176 107V106H175ZM44 108V107H43ZM56 108V107H55ZM57 108H59V107H57ZM63 108V107H62ZM61 108V109H62ZM125 108V107H124ZM126 108L128 109V110H124V109H121V110H123V111H128V115L126 114V113H123V115L124 114H126V116H130L129 118H127V120H126V124L128 123H132V122H134V117H135V112L131 115V113H130V111H134L133 110V108H130V106H126ZM140 108V107H139ZM46 109V108H45ZM61 109H59V110H61ZM64 109V108H63ZM63 109L61 110L62 112H63ZM110 108H106V112H110V111H112V108H111V110H109ZM145 108H143L142 107V109H138L139 111H143L144 112V110H145V112L147 111ZM175 109V108H174ZM173 109V110H174ZM53 110H54V108H53ZM97 110H99V109H97ZM105 110V109H104ZM113 110L115 111H121L120 109H119V107H118V110L117 109H114L113 108ZM172 110V111H173ZM46 111V110H45ZM68 111V110H67ZM95 111V110H94ZM101 113H104L105 114V112L104 111H101V110H99ZM122 111V112H123ZM54 112H58V111H54ZM53 112V113H54ZM60 112V111H59ZM71 112V111H70ZM70 112L69 113H67L66 115H68V114H70ZM93 112V111H92ZM137 112V111H136ZM49 113V112H48ZM66 113V112H65ZM97 113V112H96ZM121 113V112H120ZM61 114H63V113H61ZM110 114H111V112H110ZM110 114H106V117H108L107 115H109L110 116ZM119 114V115H118ZM122 114V113H121ZM130 114V115H129ZM71 115V114H70ZM69 115V116H70ZM184 115V114H183ZM68 116V117H69ZM72 116V115H71ZM134 116V117H133ZM186 116H188V115H186ZM186 116H182V114H180L178 117H183V118H188V117H186ZM34 117V116H33ZM68 117H66V118H68ZM111 117V116H110ZM124 117V116H123ZM30 118V117H29ZM102 119V120H101ZM106 119V118H105ZM114 119V120H113ZM167 119V120H166ZM28 120V119H27ZM64 120V121H63ZM96 120H98V121H96ZM128 121V122H127ZM123 122V121H122ZM137 122V121H136ZM124 123V122H123ZM127 124V125H128ZM177 124V123H176ZM134 125H135V123H134ZM151 125H153L154 127H151ZM104 126V128L103 129H101L100 127H103ZM106 126V127H105ZM132 127H133V124L131 125ZM112 127V126H111ZM127 127V126H126ZM135 127H137V126H135ZM134 127V128H135ZM151 127V128H150ZM139 128H140V125H139ZM1 129V128H0ZM102 131H101V130ZM127 129V128H126ZM133 129V128H132ZM135 129H137V128H135ZM18 130H20V129H17V131ZM139 130V129H138ZM152 130V131H151ZM114 131V130H113ZM23 132V131H22ZM21 132V133H22ZM131 130L130 131H128L126 134L128 135V136H131ZM16 133V132H15ZM111 133V132H110ZM114 134H115V132H114ZM120 134V136H121V133H119ZM15 135V134H14ZM19 135H21L22 136V134H19ZM160 135V136H159ZM38 136V138L40 139V137ZM114 137H115V135H113ZM113 136H112V138H113ZM117 136H119V135H117L116 134V137ZM124 136H126V135H124ZM56 137V138H55ZM64 138V139H61L62 141H59V138ZM127 137V136H126ZM125 137V138H126ZM48 138V140H50ZM118 138V137H117ZM16 139V140H15ZM108 139H110V138H108ZM119 139H121V137L119 138ZM119 139H117V140H119ZM124 139V138H123ZM142 139V138H141ZM159 139V138H158ZM168 139H169V141H168ZM38 140V139H37ZM40 140V141H41ZM45 140H47V139H45ZM44 140V141H45ZM71 141V142H69V141ZM116 140V141H117ZM44 141H42V142H44ZM101 141H103L104 142V144H102L101 143ZM111 141V140H110ZM115 141V140H114ZM114 141H112V142H114ZM115 141V142H116ZM125 141V140H124ZM156 142L158 141H161V139L160 140H155ZM42 142H40V143H42ZM51 142V141H50ZM75 144H74V143ZM136 142V141H135ZM150 142V141H149ZM154 142V141H153ZM157 142V143H158ZM179 142V141H178ZM36 143H38V142H36ZM39 143V144H40ZM100 143V144H99ZM125 143V142H124ZM143 143V142H142ZM141 143V144H142ZM61 144V145H60ZM86 144H88V145H86ZM108 144V145H107ZM150 144H151V142H150ZM159 144H161V143H159ZM163 144V143H162ZM166 144V143H165ZM173 144V143H172ZM177 144V143H176ZM34 145V144H33ZM41 145V144H40ZM135 145V144H134ZM143 145H145L144 143H143ZM153 145V144H152ZM169 145V144H168ZM181 145V144H180ZM1 146H2V144H1ZM8 146V145H7ZM42 146V145H41ZM145 146H148L149 147V144H148V141H147V145H145ZM165 146V145H164ZM167 146V145H166ZM173 146V145H172ZM175 146V145H174ZM182 146V145H181ZM180 146V147H181ZM43 147V146H42ZM108 147V148H107ZM116 147V146H115ZM156 147V146H155ZM160 146H158V148H159ZM170 146H168V148H169ZM0 148H2V147H0ZM122 148H123V146H122ZM121 148V149H122ZM131 148V147H130ZM162 148V147H161ZM45 149V148H44ZM42 150L43 152H41V154H43V156H44V154L46 153V152H48V151H46L45 152V150ZM48 149V148H47ZM109 149V150H108ZM120 149V150H121ZM153 149V146L152 147H149V150H151V152L154 150H152ZM155 149H157V148H155ZM187 148H185V149H182V151L180 150V153L181 152H183V150H184V152H185V150H186ZM114 150H116V149H114ZM158 150V149H157ZM163 150V149H162ZM168 150V151H169ZM189 150V149H188ZM105 151H107L106 153H107V155L106 154H104L105 156H102V154L101 153H103V152H105ZM110 151V152H109ZM116 151H118L119 152V149H117ZM122 151V150H121ZM127 150H125V152H126ZM127 151V152H128ZM154 151H156V150H154ZM187 151V150H186ZM190 151V150H189ZM50 152V151H49ZM72 152H73V155H67V153L69 154V153H71L72 154ZM118 152H116V155H118ZM123 152V151H122ZM121 152V153H122ZM163 152V151H162ZM179 152V151H178ZM184 152L183 153H181L182 155L184 154ZM124 153V152H123ZM136 153V154H135ZM164 153V152H163ZM168 153V152H167ZM180 153H179V155H180ZM35 154V155H34ZM113 155H114V152L112 153ZM161 154V153H160ZM214 154V153H213ZM23 155L24 156H26V158L25 159H23L24 157H23ZM124 155V154H123ZM123 155H120V156H123ZM5 156V157H4ZM13 156L14 157H17V158H19V159H17V158H13ZM46 156V155H45ZM91 156H93V157H91ZM119 156V155H118ZM22 157V158H21ZM47 157V156H46ZM45 157V158H46ZM107 157H109V158H107ZM113 157V156H112ZM117 157V156H116ZM261 157V156H260ZM15 159V160H14ZM21 159H23V160H21ZM19 160H21V161H19ZM19 161V162H18ZM7 163V164H6ZM135 168V167H134ZM139 168V169H140ZM107 169H108V167H107ZM106 169V170H107ZM115 169V168H114ZM117 169H115V172H116V170ZM233 169V168H232ZM103 170V169H102ZM143 170V169H142ZM141 170V171H142ZM160 171L161 170H163V169H159ZM179 170V169H178ZM223 170V169H222ZM224 170H226V169H224ZM230 170V169H229ZM233 170H235V169H233ZM38 171V170H37ZM136 171H140V170H136ZM185 171V172H184ZM221 171V170H220ZM243 171V172H244ZM40 172V171H39ZM65 172V171H64ZM64 172H62V173H64ZM69 172H71V171H69ZM74 172V171H73ZM79 172V171H78ZM86 172H87V169H86ZM120 172H122V171H120ZM118 170H117V172H116V174L117 173H120ZM167 172V171H166ZM170 172V171H169ZM192 172H194V170L192 171ZM196 172V171H195ZM206 172H204V173H206ZM233 172V171H232ZM258 172H256L257 174H258ZM22 173V172H21ZM33 173H35V174H33ZM89 173V172H88ZM100 173V172H99ZM200 173V172H199ZM218 173V172H217ZM235 173H237V172H235ZM239 173V172H238ZM260 173V172H259ZM43 174V173H42ZM40 175V176H43V175ZM58 174H60L59 173V171H58ZM66 174V173H65ZM72 174V173H71ZM163 174V173H162ZM171 174V173H170ZM176 174V173H175ZM181 174V173H180ZM194 174V173H193ZM196 174H197V172H196ZM196 174H194V176L196 175ZM245 174H243V176L245 175ZM35 175V176H34ZM61 175H63V174H61ZM72 175H75V174H72ZM164 175V174H163ZM189 174H187V176H188ZM190 175H192L191 173H190ZM190 175L188 176V177H190ZM208 175V176H209ZM259 176H260V174H258ZM40 176H38V177H40ZM100 176V175H99ZM98 176V177H99ZM187 176L185 175L184 177H186V179H187ZM193 175L190 177V178H192V177H194ZM199 176V175H198ZM235 176V175H234ZM96 177V176H95ZM196 177V176H195ZM246 177H247V175H246ZM35 179H37V177L35 178ZM181 179H182V176H181ZM189 179V178H188ZM187 179V180H188ZM234 179V178H233ZM263 179H264V177H263ZM3 180V179H2ZM1 180V177H0V182L2 181ZM208 180V179H207ZM218 180V179H217ZM235 180V179H234ZM91 181H92V179H91ZM210 181V180H209ZM208 181V182H209ZM18 182V181H17ZM32 182H33V180H32ZM161 182V181H160ZM192 182V181H191ZM205 182V181H204ZM208 182L206 183L205 182V184H208ZM212 182V181H211ZM210 182V185L213 183H215V182H212L211 183ZM235 182V181H234ZM20 183H21V181H20ZM88 183V182H87ZM176 183V182H175ZM184 183V182H183ZM231 183H233V182H231ZM237 182H235V184H236ZM254 183V182H253ZM10 184H14V183H10ZM185 184V183H184ZM218 184H220V183H218ZM223 184V183H222ZM225 184H227V183H225ZM234 184V185H235ZM244 184V183H243ZM17 185V184H16ZM14 186V187H17V186H19V185H17V186ZM21 185V184H20ZM59 185V184H58ZM161 185V184H160ZM186 185V184H185ZM234 185H233V187H234ZM255 185H256V183H255ZM74 186V185H73ZM138 186H139V184H138ZM177 186V185H176ZM215 186L217 187V185L215 184ZM220 187H223V186H221V185H219ZM258 186V185H257ZM11 187V186H10ZM133 187V186H132ZM141 187V186H140ZM188 187V186H187ZM229 187V186H228ZM236 187V186H235ZM234 187V188H235ZM238 187V186H237ZM236 187V188H237ZM76 188V187H75ZM189 188V187H188ZM227 188V187H226ZM230 188V187H229ZM19 189H20V187H19ZM73 190H74V188H72ZM72 189H70L69 190V192H73L72 191ZM176 189H177V187H176ZM190 189V188H189ZM222 189V188H221ZM255 189H257V188H255ZM12 190V189H11ZM14 190H16V188L15 189H13L12 191H14ZM178 190V189H177ZM219 190V189H218ZM227 190V189H226ZM232 190V189H231ZM259 190V189H258ZM21 191V192H22ZM62 191V190H61ZM190 191H192V190H190ZM199 191V190H198ZM228 191H230V189H228L227 190V192ZM15 192V191H14ZM14 192H11V194L12 193H14ZM17 192V191H16ZM15 192V193H16ZM20 192V193H21ZM179 192V191H178ZM194 192V191H193ZM256 191H254L253 193H255ZM15 193H14V195H15ZM36 194H37V192H35ZM201 193V192H200ZM232 193V192H231ZM231 193H227V194H230L231 195ZM242 193V192H241ZM246 193H247V190H246ZM66 194V193H65ZM71 194V193H70ZM74 194V193H73ZM161 194V193H160ZM171 194H172V192H171ZM171 194H169V195H171ZM193 194V193H192ZM245 194V193H244ZM249 194V193H248ZM19 195V194H18ZM35 195V194H34ZM62 195H64L63 193H62ZM167 195H168V193H167ZM166 195V196H167ZM185 195V194H184ZM187 195V194H186ZM236 195V194H235ZM246 195V194H245ZM17 196V195H16ZM66 196L68 197V195L66 194ZM160 196V195H159ZM248 196V195H247ZM19 198H21L20 196H18ZM18 197H16L15 199H18V200H21V199H19ZM187 197H188V199H189V196L187 195ZM235 197V196H234ZM251 196L249 195L248 196V198L249 199H252V198H250ZM261 197H262V195H261ZM38 198H40V197H38ZM177 198V197H176ZM176 198H175V201L176 202H178L179 203V209H178V212L179 213H183V212H186V211H195V212H197L198 210H201L200 208V205H199V202L197 203V201L196 200H191V199H189V202H184L183 200H181V199H178V200H176ZM209 198V197H208ZM211 198V197H210ZM37 199V198H36ZM161 199V198H160ZM158 200L159 202H163L164 203V201L166 202L167 201V199H166V197H163L162 199V201L161 200ZM194 199V198H193ZM228 199H229V196H228ZM242 199V198H241ZM254 199H256V198H254ZM38 200V199H37ZM210 200V199H209ZM246 200V199H245ZM244 200V201H245ZM31 202H32V200H30ZM112 201V200H111ZM156 201V200H155ZM157 201V202H158ZM246 201H248V200H246ZM264 201V200H263ZM87 202V201H86ZM207 202H208V200H207ZM207 202H205L206 203V206L208 205V206H211L210 204H208ZM229 202H230V200H229ZM241 202V201H240ZM249 202H251V201H249ZM108 203V202H107ZM112 203V202H111ZM244 203H247V202H244ZM252 203V202H251ZM261 203H262V201H261ZM34 204V203H33ZM89 204V203H88ZM108 204H110V203H108ZM108 204H105V205H107L108 206ZM162 204V203H161ZM160 203H158V206L157 207H159V208H162V205H161ZM249 204V203H248ZM112 205H114V203L112 204ZM157 205V203L155 204V206ZM240 205H241V203H240ZM244 206H246L245 204H243ZM251 205V204H250ZM263 204H260L259 206H262ZM106 206V207H107ZM138 206V213L140 214V213H142V212H145L146 213V215H148L147 213H148V211H151L152 212V210H150V207L149 206H144L143 208H141L140 207V205H137ZM154 206V205H153ZM207 206V207H208ZM232 206V205H231ZM109 207V206H108ZM110 207L112 208V206H111V204H110ZM156 207V208H157ZM207 207H206V209L204 208V211H207ZM216 207V206H215ZM234 207V206H233ZM240 207V206H239ZM99 208V207H98ZM111 208H107V210L108 211H103V213H104V215L107 217V218H109V220H108V222H107V225H106V227H105V230L106 231H108L109 233H115V234H118V233H120L121 235H120V237L121 238H124L125 236H124V234H122V233H126V232H132V231H135V232H137V233H141L143 236H145L146 238H148V237H150V236H154V237H156L157 238V236L158 235H162V234H165L164 232H165V226L164 225H162V224H160V217L158 216V215H155V214H152L151 216H150V218H149V220L148 221H144L143 219H136V220H133V219H131V217H133L134 216V212H133V210H132V208L133 207H130L129 209H126V208H121V209H111ZM153 208V207H152ZM163 208H164V206H163ZM241 208V207H240ZM239 208V209H240ZM249 209H250V207H248ZM253 208V207H252ZM154 209V208H153ZM235 209V208H234ZM232 210V211H229L228 209V211L229 212H231L230 214H228V215H226V216H229V217H227V218H225V219H222V217H221V221L220 222H217V223H215V228H213L214 226L212 225V223H214V222H212L213 220L211 219V220H209V221H206V220H204V221H201V222H199L201 225H202V227H204V226H207V225H212V228L213 229H211L209 226V229H211V231H210V235H206L207 236V238H208V240H209V238H211L212 236H214V232H218L219 233V235L217 234V233H215V237H214V239L213 238H211L210 240L212 241H214V242H217V245L218 244H220L221 243V241H222V238H223V236H228V237H226V239L228 240V238H230V242L232 241V243H230V244H232L231 246L232 247H230V246H227V244H229L228 242H229V240L227 241L226 239H223V240H226L227 242H226V245L225 246H227L228 248L230 247V248H233V249H236V247H235V245H237L236 244V242H238L239 240H244L242 237H243V235H245L246 234V236H247V232H246V230H245V228H244V226H243V222H244V219L245 218H243L242 219V217L241 218H238L237 216H236V212L235 211H237L236 209L235 210ZM243 209V208H242ZM261 209L263 210L264 208H262L261 207ZM260 207H259V209L257 208V210H258V212H260ZM157 210V209H156ZM159 210H161V209H159ZM171 210V209H170ZM261 210V211H262ZM158 211V210H157ZM202 211V210H201ZM226 211V210H225ZM227 211V212H228ZM168 212V211H167ZM173 212V211H172ZM247 212V211H246ZM255 212V211H254ZM170 213V212H169ZM177 213V212H176ZM244 213L245 212H243V215H244ZM262 213V212H261ZM261 213H258V214H261ZM171 215H173L172 213H171ZM198 215V214H197ZM206 215V214H205ZM214 215V214H213ZM220 215H222L223 216V214H219V213H217L216 214V216L215 217H219ZM122 216V217H121ZM166 216V218L167 219H169L170 217L169 216H167V215H165ZM175 216V215H174ZM209 216V215H208ZM208 216H207V218H208ZM257 216V215H256ZM199 217V216H198ZM210 217V216H209ZM263 217H264V214H263V216H262V220H263ZM212 218V217H211ZM257 218V217H256ZM255 218V219H256ZM228 219H230V220H228ZM255 219H254V221H255ZM258 220V219H257ZM256 220V221H257ZM259 220H260V218H259ZM171 221V220H170ZM170 221H168L169 223V225H167L168 227L170 226ZM173 222V221H172ZM178 223V222H177ZM185 223H187V222H185ZM192 223H194L193 222V219H192ZM257 223H258V221H257ZM262 223H264V221L262 222ZM189 224V223H188ZM259 224V223H258ZM177 225V224H176ZM181 225V224H180ZM184 225V224H183ZM254 225V224H253ZM191 226V225H190ZM196 226H198V225H196ZM171 227V226H170ZM189 226H187L186 227V229L188 228ZM199 227V226H198ZM202 227H200V228H198L199 230L200 229H202ZM256 227V226H255ZM167 228V227H166ZM193 228V226L191 227V229ZM243 228H244V230H243ZM189 229V228H188ZM195 229H196V227H195ZM207 229V231L208 232H204L205 230ZM206 229H203V232L202 233H200V238H201V234L203 235V238L205 237V233L206 234H208L209 233V230H208V228H206ZM217 231H216V230ZM251 229V228H250ZM168 230V229H167ZM173 230V229H172ZM186 232H187V230H185ZM189 231V230H188ZM192 231H194V230H192ZM244 231V232H243ZM250 231V230H249ZM248 231V232H249ZM169 232V231H168ZM261 233V232H264V227H262L261 229H259L258 230V233ZM108 233V234H109ZM171 233H172V231H171ZM211 233L213 234V235H211ZM250 233V232H249ZM25 234H26V232H25ZM24 234V235H25ZM44 230H42L41 229V231H40V238H39V240L37 241V243L35 244V247H33V249L34 248H37L39 245H40V248L39 249H41V246H43L44 244L46 245V243H45V240H46V237L44 238ZM220 237V235L222 236L221 237V239L220 238H218L217 237V235ZM23 235V236H24ZM249 235H251V234H249ZM198 236V235H197ZM211 236V237H210ZM252 236V239H255V241L257 240V238L258 237H256L255 236V238L253 237L254 235H251ZM260 236V235H259ZM264 236V235H263ZM263 236H261V237H263ZM21 237V236H20ZM245 237V236H244ZM248 237V236H247ZM247 237H245V238H247ZM250 237V236H249ZM109 238H110V236H109ZM112 238V237H111ZM121 238H120V240H121ZM126 238H129V237H126ZM131 238V237H130ZM136 238V237H135ZM144 238V237H143ZM162 238V237H161ZM206 238V237H205ZM207 238H206V240H207ZM220 239V240H217V239ZM242 238V239H241ZM114 241H115V237H113L112 238ZM111 239V240H112ZM216 239V240H215ZM248 239H250L251 240V237L250 238H248ZM23 240V239H22ZM116 240H117V238H116ZM119 240V241H120ZM124 240V239H123ZM127 240V239H126ZM125 240V241H126ZM132 240H134V238H132ZM201 240V239H200ZM247 240V239H246ZM250 240H248V241H250ZM258 240H260L259 238H258ZM122 241V240H121ZM130 241V240H129ZM144 241V240H143ZM204 241V240H203ZM212 241V242H213ZM220 241V242H219ZM245 241V240H244ZM243 241V242H244ZM248 241L245 243V244H248ZM252 241V240H251ZM250 241V243H254L253 241L251 242ZM18 242V241H17ZM24 242V241H23ZM146 242V241H145ZM212 242H209V243H212ZM219 242V243H218ZM225 242V241H224ZM223 241H222V243H221V245H219V246H223V243H224ZM235 242V245L233 244ZM257 242V241H256ZM111 243V242H110ZM132 243V242H131ZM134 243V242H133ZM136 243V242H135ZM147 244L149 243L150 244V242H146ZM206 243V242H205ZM239 243V242H238ZM225 244V243H224ZM240 244H242L241 246H243L244 245V243H240ZM240 244H238L239 246H238V250L240 249L241 250V246H240ZM36 245H37V247H36ZM146 245V244H145ZM235 248H234V247ZM129 247V246H128ZM33 249H31V250H33ZM38 249V248H37ZM36 249V250H37ZM171 249H174V248H171ZM219 249V248H218ZM221 251H223V247H221ZM224 249H227L226 247L224 248ZM236 249V251H238ZM153 250V249H152ZM225 251V250H224ZM233 251V250H232ZM35 252V253H34ZM42 252V251H41ZM173 252V251H172ZM175 252V251H174ZM234 252H235V250H234ZM33 253H34V255L32 256V257H34V256H36V251H34L33 250ZM39 253V252H38ZM44 253V252H43ZM42 253V254H43ZM146 253V252H145ZM226 253V252H225ZM236 253V252H235ZM47 254V253H46ZM45 254V255H46ZM221 254V253H220ZM174 255V254H173ZM224 255V254H223ZM226 255V254H225ZM44 256V255H43ZM42 256V257H43ZM38 257V256H37ZM41 257V256H40ZM47 257H48V255H47ZM171 258V257H170ZM33 259V258H32ZM37 258L35 257V259H34V261H35V263L36 262H38L37 260H36ZM42 260H44V259H42ZM126 260V259H125ZM33 261V262H34ZM85 261V259H81L80 261H78L77 263L78 264H84L83 262ZM85 262H87V261H85ZM44 264H51L50 263V259L49 260H45L44 262H43ZM73 264V262H72V260L70 261V264ZM37 264V263H36ZM160 264V263H159ZM183 264V263H182Z\"/></svg>","mask_w":264,"mask_h":264},{"label":"built area","instance_id":"3","mask_svg":"<svg viewBox=\"0 0 264 264\" xmlns=\"http://www.w3.org/2000/svg\"><path fill=\"white\" fill-rule=\"evenodd\" d=\"M81 1V0H79ZM89 0H86L85 6H87ZM111 4L117 8H127V9H138L141 7H146L148 9H153L157 11H161L164 9H171V8H186L188 6L196 5L200 2H193L192 0H111ZM212 2L215 3L214 0ZM81 3V2H80ZM99 5V3H95Z\"/></svg>","mask_w":264,"mask_h":264}]
</instances>
